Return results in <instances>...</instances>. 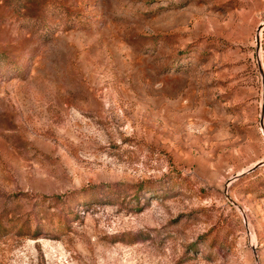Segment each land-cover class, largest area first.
<instances>
[{
  "label": "rangeland",
  "instance_id": "1",
  "mask_svg": "<svg viewBox=\"0 0 264 264\" xmlns=\"http://www.w3.org/2000/svg\"><path fill=\"white\" fill-rule=\"evenodd\" d=\"M264 0H0V264H264Z\"/></svg>",
  "mask_w": 264,
  "mask_h": 264
},
{
  "label": "water",
  "instance_id": "2",
  "mask_svg": "<svg viewBox=\"0 0 264 264\" xmlns=\"http://www.w3.org/2000/svg\"><path fill=\"white\" fill-rule=\"evenodd\" d=\"M264 89V88H263Z\"/></svg>",
  "mask_w": 264,
  "mask_h": 264
}]
</instances>
